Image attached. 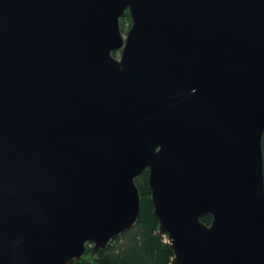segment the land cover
I'll use <instances>...</instances> for the list:
<instances>
[{
  "label": "water",
  "instance_id": "1",
  "mask_svg": "<svg viewBox=\"0 0 264 264\" xmlns=\"http://www.w3.org/2000/svg\"><path fill=\"white\" fill-rule=\"evenodd\" d=\"M263 139L264 0H0V264L96 254L144 172L173 264H264Z\"/></svg>",
  "mask_w": 264,
  "mask_h": 264
},
{
  "label": "trees",
  "instance_id": "2",
  "mask_svg": "<svg viewBox=\"0 0 264 264\" xmlns=\"http://www.w3.org/2000/svg\"><path fill=\"white\" fill-rule=\"evenodd\" d=\"M125 21L130 24L127 13L120 20L122 27ZM135 184L140 196V212L137 221L111 238L104 248L94 254L93 260L96 264H173L175 255L173 246L168 235L159 232L158 221L153 215L147 172L136 178ZM202 220L210 224L212 216L205 215ZM74 264H90V260L87 257H81L75 260Z\"/></svg>",
  "mask_w": 264,
  "mask_h": 264
},
{
  "label": "rangeland",
  "instance_id": "3",
  "mask_svg": "<svg viewBox=\"0 0 264 264\" xmlns=\"http://www.w3.org/2000/svg\"><path fill=\"white\" fill-rule=\"evenodd\" d=\"M124 17H125V16H124ZM124 17H123V18H124ZM130 24H131V20H130ZM130 24H128L126 21L124 22V27H122L121 24H120V26H121V32H122L123 35H125V33L127 32L128 28L130 27ZM119 55H120V52H119V51L113 53V56H114L115 58H117V59L119 58ZM88 244H90V243H88ZM88 244H87L88 251H87V249H86V252L82 255V257H87V258H89V260H90V264H96V263L94 262V260H93V256H94V254H92V252H91V248H90V245H88Z\"/></svg>",
  "mask_w": 264,
  "mask_h": 264
}]
</instances>
